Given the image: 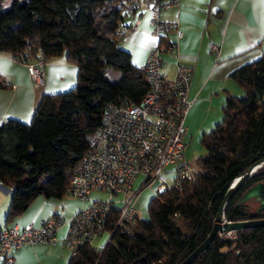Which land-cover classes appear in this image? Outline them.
I'll return each instance as SVG.
<instances>
[{
    "label": "trees",
    "instance_id": "1",
    "mask_svg": "<svg viewBox=\"0 0 264 264\" xmlns=\"http://www.w3.org/2000/svg\"><path fill=\"white\" fill-rule=\"evenodd\" d=\"M121 3L0 0V51L22 64L63 54L75 66L74 85L44 94L28 122L7 118L0 123V183L9 189L4 221L36 196L61 198L103 105L136 102L145 91L140 67L116 41L124 16ZM231 77L242 93L228 94L221 119L201 133L204 153L193 163L192 179L155 191L146 218L135 217L126 229L111 230L98 248L78 244L66 264H178L205 238L230 182L264 156V48ZM263 180L264 166L229 198L225 219L264 217L250 206L255 200L239 202L246 189ZM116 210L111 207L106 229L112 228ZM188 264H264V226L216 234Z\"/></svg>",
    "mask_w": 264,
    "mask_h": 264
},
{
    "label": "built area",
    "instance_id": "2",
    "mask_svg": "<svg viewBox=\"0 0 264 264\" xmlns=\"http://www.w3.org/2000/svg\"><path fill=\"white\" fill-rule=\"evenodd\" d=\"M177 5L178 0H122L120 7L124 14L138 15L130 26L117 28L118 45L146 14L150 33L156 39L140 66L146 89L136 102L122 99L103 105L99 121L87 138L85 150L73 164L65 186V194L80 202H86L94 190L106 191L107 198L88 202L68 218L50 215L39 219L36 225H0L1 264H12L14 252L22 246L54 245L58 241L56 231L62 226L64 234L59 241L70 251L78 244H90L102 232L107 233V239L111 230L126 229L134 221L133 206L139 190L154 180L155 191L164 188L159 176L165 166L174 165L173 187L192 179L195 166L182 159L184 118L192 103L187 97L191 68L177 60L175 39L181 35L177 21L161 18L163 10ZM166 30L173 31L174 40L164 39ZM208 47L215 54L219 52L215 43ZM163 52L175 60L172 78L161 73ZM43 64L42 56L26 64L34 86L42 83ZM137 177L141 181L132 188ZM112 206L117 210L109 230L105 224Z\"/></svg>",
    "mask_w": 264,
    "mask_h": 264
},
{
    "label": "crops",
    "instance_id": "3",
    "mask_svg": "<svg viewBox=\"0 0 264 264\" xmlns=\"http://www.w3.org/2000/svg\"><path fill=\"white\" fill-rule=\"evenodd\" d=\"M137 15L124 14L120 27L130 26ZM161 18L177 21L180 37L175 39L173 31L166 30L164 39H175L178 62L191 68L187 97L192 103L184 118L185 133L190 124L211 119L217 123L225 97L242 93L231 73L263 51L264 0H178L177 7L161 12ZM155 43L146 14L120 46L129 53L130 62L140 67ZM211 43L219 45L217 54L208 47ZM161 60V73L172 78L174 58L163 52ZM0 62V123L7 118L28 122L44 94L64 91L75 83V66L63 54L44 58L42 83L37 86L26 64L15 61L8 52L0 51ZM8 199L9 189L0 183V225H36L41 218L61 214L52 201L59 198L36 196L20 214L4 221ZM64 228L56 231L58 241L54 245L18 248L12 264H66L71 251L59 241Z\"/></svg>",
    "mask_w": 264,
    "mask_h": 264
},
{
    "label": "rangeland",
    "instance_id": "4",
    "mask_svg": "<svg viewBox=\"0 0 264 264\" xmlns=\"http://www.w3.org/2000/svg\"><path fill=\"white\" fill-rule=\"evenodd\" d=\"M165 57V56H164ZM142 65V64H141ZM108 77H111L110 70L107 69L105 73ZM220 115V114H219ZM221 119V116L220 118ZM215 120H206L204 124H190V128L186 131L184 141H183V150H182V159L186 162L194 163L195 159L204 153V148L199 142V138L202 132L210 130L215 125ZM175 175L174 165L165 166L162 169L160 178L162 179L165 185H171L172 178ZM141 181L140 177H137L132 185V188H136ZM157 181L154 180L150 186H143L138 193L134 201V212L135 217L137 218H146L147 217V202L149 198L155 193ZM108 193L104 190H94L91 191L86 202H80L75 198H72L64 193L61 198L52 200L56 203L58 212L61 213L59 216L62 218H68L71 216L77 209L83 207L88 202L95 199H105L107 198ZM114 197V196H113ZM251 207H257V202L254 201L250 205ZM107 233L102 232L100 235L91 240L90 245L94 248L101 246L106 240Z\"/></svg>",
    "mask_w": 264,
    "mask_h": 264
},
{
    "label": "water",
    "instance_id": "5",
    "mask_svg": "<svg viewBox=\"0 0 264 264\" xmlns=\"http://www.w3.org/2000/svg\"><path fill=\"white\" fill-rule=\"evenodd\" d=\"M262 166H264V156L253 162L242 174L235 177L230 182L225 191L222 204L217 212L210 232H208L205 238L178 264H188L192 261L201 251L210 245L216 234L264 226V217L245 220H227L224 217V208L229 198L253 172ZM252 199L257 202L256 211H260L264 214V180L257 182L246 189L239 199V202L241 203Z\"/></svg>",
    "mask_w": 264,
    "mask_h": 264
},
{
    "label": "snow or ice",
    "instance_id": "6",
    "mask_svg": "<svg viewBox=\"0 0 264 264\" xmlns=\"http://www.w3.org/2000/svg\"><path fill=\"white\" fill-rule=\"evenodd\" d=\"M2 65H3V62H0V67H2Z\"/></svg>",
    "mask_w": 264,
    "mask_h": 264
}]
</instances>
